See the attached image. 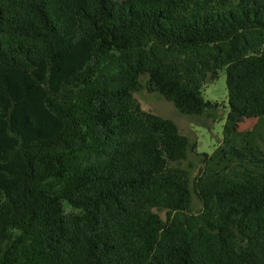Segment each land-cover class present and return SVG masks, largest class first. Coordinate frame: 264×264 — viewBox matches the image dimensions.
I'll list each match as a JSON object with an SVG mask.
<instances>
[{"label":"trees","instance_id":"16d2710c","mask_svg":"<svg viewBox=\"0 0 264 264\" xmlns=\"http://www.w3.org/2000/svg\"><path fill=\"white\" fill-rule=\"evenodd\" d=\"M221 70L227 119L264 118V0H0V264H264V167L205 169L133 96L214 123Z\"/></svg>","mask_w":264,"mask_h":264},{"label":"rangeland","instance_id":"374dc122","mask_svg":"<svg viewBox=\"0 0 264 264\" xmlns=\"http://www.w3.org/2000/svg\"><path fill=\"white\" fill-rule=\"evenodd\" d=\"M140 89L133 93L136 101L144 111L151 112L162 118L173 121L180 133L188 138L191 144L196 145V153L211 155L205 169L219 172L230 182L253 184L262 174L264 165L254 161L258 155L264 154V118L246 119L241 124L235 125L227 119V92L225 85V71L218 73V78L203 89L206 101L219 105L216 114L218 119L214 123L205 117H192L180 114L174 106L162 97L146 91L147 76L139 78ZM210 125L208 126L205 125ZM259 139L260 147L254 150L256 140ZM223 141L246 154V158L238 159L232 156L224 147ZM189 153L187 160L181 167L188 169L190 178L193 179L200 166V156ZM192 207L199 209L200 204L192 195ZM164 217V212H158Z\"/></svg>","mask_w":264,"mask_h":264}]
</instances>
